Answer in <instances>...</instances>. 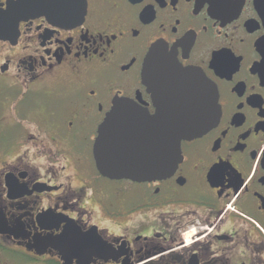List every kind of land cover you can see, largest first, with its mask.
Wrapping results in <instances>:
<instances>
[{"label": "flooded vegetation", "instance_id": "obj_1", "mask_svg": "<svg viewBox=\"0 0 264 264\" xmlns=\"http://www.w3.org/2000/svg\"><path fill=\"white\" fill-rule=\"evenodd\" d=\"M156 44L220 117L170 175L105 176L99 126L155 111ZM0 264H264V0H0Z\"/></svg>", "mask_w": 264, "mask_h": 264}, {"label": "water", "instance_id": "obj_2", "mask_svg": "<svg viewBox=\"0 0 264 264\" xmlns=\"http://www.w3.org/2000/svg\"><path fill=\"white\" fill-rule=\"evenodd\" d=\"M142 79L155 111L114 102L94 144L97 167L105 176L146 180L170 175L182 157L181 142L201 136L220 117L216 85L159 44L144 61Z\"/></svg>", "mask_w": 264, "mask_h": 264}, {"label": "snow or ice", "instance_id": "obj_3", "mask_svg": "<svg viewBox=\"0 0 264 264\" xmlns=\"http://www.w3.org/2000/svg\"><path fill=\"white\" fill-rule=\"evenodd\" d=\"M54 219L55 218H53V220ZM57 226H58V224H57ZM61 239H63V237H61ZM77 242L80 243V244H83V245H89V244H93V243H98V241L89 240L88 237H81V238H79V240Z\"/></svg>", "mask_w": 264, "mask_h": 264}]
</instances>
